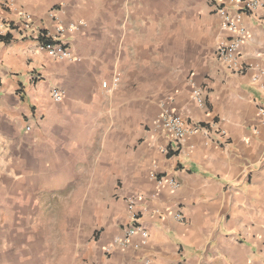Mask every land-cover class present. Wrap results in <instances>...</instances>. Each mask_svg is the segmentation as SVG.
I'll list each match as a JSON object with an SVG mask.
<instances>
[{
	"label": "crops",
	"instance_id": "1",
	"mask_svg": "<svg viewBox=\"0 0 264 264\" xmlns=\"http://www.w3.org/2000/svg\"><path fill=\"white\" fill-rule=\"evenodd\" d=\"M260 1L234 11L229 68L215 49L233 35L208 0H12L5 20L64 29L76 60L19 31L0 39V264H264ZM170 100L198 128L178 143L155 126ZM130 225L147 239L117 246Z\"/></svg>",
	"mask_w": 264,
	"mask_h": 264
},
{
	"label": "built area",
	"instance_id": "2",
	"mask_svg": "<svg viewBox=\"0 0 264 264\" xmlns=\"http://www.w3.org/2000/svg\"><path fill=\"white\" fill-rule=\"evenodd\" d=\"M213 7L214 12L222 19V30L231 33L233 36L229 39L222 40L218 43L215 49L217 58L229 68L235 65L236 59L240 53L243 30L240 27L239 17L234 13L237 8H242L243 12L255 11L263 6L260 0H208ZM12 0H0V39L6 38L9 33L19 31L27 37H34L39 43V50L47 53L55 60H76L69 44L64 39V29H57V39H52L47 32L34 29L33 20L30 15L23 14L20 22H9L4 19V10L10 7ZM240 8V9H241ZM49 17L53 21L58 20L57 11L52 10ZM84 25V22L81 21ZM102 88L108 93H115L120 88V80L115 77L110 82H103ZM206 91L204 88L193 86V100L200 108L206 107ZM52 98L55 102H60L64 99V92L58 89L52 91ZM169 105H164L162 113L156 119L155 126L163 129L166 133L173 136L175 141L181 142L189 134L198 132L197 127L190 126L187 121L178 113L170 108ZM129 210L134 211L136 208V200L128 201ZM132 222H137V217L133 216ZM140 234L143 239H147L148 231L142 225H130L125 230V235L122 239H117L115 244L120 247H128L130 239L135 235Z\"/></svg>",
	"mask_w": 264,
	"mask_h": 264
},
{
	"label": "rangeland",
	"instance_id": "3",
	"mask_svg": "<svg viewBox=\"0 0 264 264\" xmlns=\"http://www.w3.org/2000/svg\"><path fill=\"white\" fill-rule=\"evenodd\" d=\"M179 1H181L184 4H186L187 2H189L190 3V7H192L193 4H195V6L197 7L196 3H201L202 2V0H179ZM175 2H176V0H175ZM204 4H206L208 6L207 0H204ZM178 6L181 7V4H179ZM179 11H181V8L179 9ZM194 24L196 26V21H194ZM213 51H214V49H213ZM118 92H119V90L117 92H115V93H118Z\"/></svg>",
	"mask_w": 264,
	"mask_h": 264
}]
</instances>
